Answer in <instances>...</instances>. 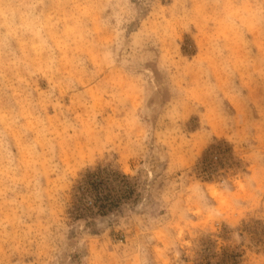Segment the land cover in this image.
<instances>
[{"label": "rangeland", "instance_id": "1", "mask_svg": "<svg viewBox=\"0 0 264 264\" xmlns=\"http://www.w3.org/2000/svg\"><path fill=\"white\" fill-rule=\"evenodd\" d=\"M0 264H264V0H0Z\"/></svg>", "mask_w": 264, "mask_h": 264}]
</instances>
